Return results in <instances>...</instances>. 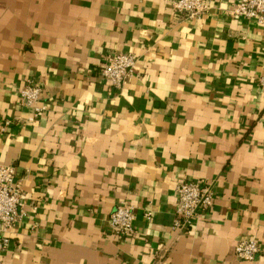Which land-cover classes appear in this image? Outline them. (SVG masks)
<instances>
[{"label": "crops", "instance_id": "0c3cea01", "mask_svg": "<svg viewBox=\"0 0 264 264\" xmlns=\"http://www.w3.org/2000/svg\"><path fill=\"white\" fill-rule=\"evenodd\" d=\"M208 2L191 21L167 0H0V165L25 202L0 264H264L234 252L264 250V26ZM113 52L137 58L123 90L98 75ZM28 78L46 106L34 122ZM203 180L212 209L173 231L177 184ZM120 201L131 238L110 226Z\"/></svg>", "mask_w": 264, "mask_h": 264}, {"label": "built area", "instance_id": "2783aa9c", "mask_svg": "<svg viewBox=\"0 0 264 264\" xmlns=\"http://www.w3.org/2000/svg\"><path fill=\"white\" fill-rule=\"evenodd\" d=\"M174 11L185 20L200 21L210 9L208 0H167ZM234 17L255 21L264 26V0H236L229 11ZM137 58L130 53H108L101 62L98 75L115 90H123L133 75ZM258 85L264 92V74ZM43 102V89L32 79H25L19 90V108L30 112L28 121L34 122L46 111ZM10 121L0 122V131L4 132ZM23 178L12 165H0V255L6 253L12 245L13 233L25 217ZM177 202L174 211L173 231L189 232L197 221L207 215L215 201L213 181H182L177 184ZM151 212L145 217L150 220ZM135 207L126 201H120L110 216L111 229L118 235L131 238L136 234ZM235 256L245 262H253L264 250L253 240H241L235 247ZM155 255L154 258H159Z\"/></svg>", "mask_w": 264, "mask_h": 264}]
</instances>
